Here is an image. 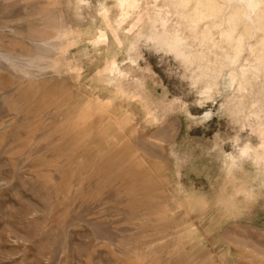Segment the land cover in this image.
<instances>
[{
  "label": "rangeland",
  "instance_id": "obj_1",
  "mask_svg": "<svg viewBox=\"0 0 264 264\" xmlns=\"http://www.w3.org/2000/svg\"><path fill=\"white\" fill-rule=\"evenodd\" d=\"M260 3L0 0V264H264Z\"/></svg>",
  "mask_w": 264,
  "mask_h": 264
},
{
  "label": "bare ground",
  "instance_id": "obj_2",
  "mask_svg": "<svg viewBox=\"0 0 264 264\" xmlns=\"http://www.w3.org/2000/svg\"><path fill=\"white\" fill-rule=\"evenodd\" d=\"M245 1V5L248 7L247 9H254L255 7L257 8L260 4H262V3H260V0H244ZM260 3V4H259ZM259 4V5H258ZM244 5V6H245ZM244 8H246V7H244ZM246 9V10H247ZM264 9V8H263ZM258 10V9H257ZM245 11V10H244ZM258 13H260L261 11H260V8H259V11H257ZM263 12V11H262ZM257 13V14H258ZM261 15V14H260ZM262 17H263V15H261ZM261 18V17H260ZM50 41V40H49ZM52 41V40H51ZM34 59V58H33Z\"/></svg>",
  "mask_w": 264,
  "mask_h": 264
}]
</instances>
